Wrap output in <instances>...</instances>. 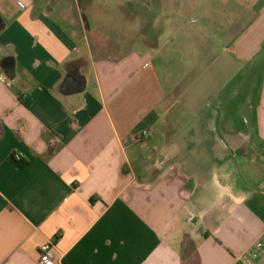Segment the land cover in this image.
Listing matches in <instances>:
<instances>
[{
  "label": "crops",
  "instance_id": "obj_1",
  "mask_svg": "<svg viewBox=\"0 0 264 264\" xmlns=\"http://www.w3.org/2000/svg\"><path fill=\"white\" fill-rule=\"evenodd\" d=\"M0 25V264H264V0H0Z\"/></svg>",
  "mask_w": 264,
  "mask_h": 264
},
{
  "label": "built area",
  "instance_id": "obj_2",
  "mask_svg": "<svg viewBox=\"0 0 264 264\" xmlns=\"http://www.w3.org/2000/svg\"><path fill=\"white\" fill-rule=\"evenodd\" d=\"M151 133L149 130H143L138 134H135V140L137 143H144L149 139ZM263 249V243L258 242L254 244L249 253L245 254L241 258L242 264H256V260L259 259L260 253ZM55 260V243L49 241L39 247V264H52Z\"/></svg>",
  "mask_w": 264,
  "mask_h": 264
},
{
  "label": "rangeland",
  "instance_id": "obj_3",
  "mask_svg": "<svg viewBox=\"0 0 264 264\" xmlns=\"http://www.w3.org/2000/svg\"><path fill=\"white\" fill-rule=\"evenodd\" d=\"M188 116L189 115H187L185 111H183L180 108H176V109L173 110L171 118H179V119L182 120V119H185V118L188 119L189 118Z\"/></svg>",
  "mask_w": 264,
  "mask_h": 264
},
{
  "label": "water",
  "instance_id": "obj_4",
  "mask_svg": "<svg viewBox=\"0 0 264 264\" xmlns=\"http://www.w3.org/2000/svg\"><path fill=\"white\" fill-rule=\"evenodd\" d=\"M0 28H1V25H0Z\"/></svg>",
  "mask_w": 264,
  "mask_h": 264
}]
</instances>
